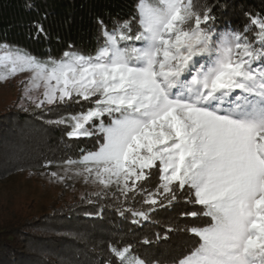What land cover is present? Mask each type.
Returning a JSON list of instances; mask_svg holds the SVG:
<instances>
[{
	"label": "snow or ice",
	"instance_id": "6c2138e0",
	"mask_svg": "<svg viewBox=\"0 0 264 264\" xmlns=\"http://www.w3.org/2000/svg\"><path fill=\"white\" fill-rule=\"evenodd\" d=\"M219 7L137 0L128 19L94 18L92 51L68 45L59 59L0 43V81L29 72L21 101L49 112L80 106L44 123L70 140H95L51 178L71 179V166L81 165L75 175L103 186L97 198L113 187L124 204L141 197L144 207L117 209L133 224L181 196L191 205L185 218H207L184 230L196 241L177 256L142 257L113 237L101 264H264V11H244V25L220 29ZM46 18L31 23L33 38H47Z\"/></svg>",
	"mask_w": 264,
	"mask_h": 264
},
{
	"label": "trees",
	"instance_id": "16d2710c",
	"mask_svg": "<svg viewBox=\"0 0 264 264\" xmlns=\"http://www.w3.org/2000/svg\"><path fill=\"white\" fill-rule=\"evenodd\" d=\"M28 3L33 7H27ZM136 3L137 0H0V43L17 46L41 58L59 59L63 51L69 50L68 45L87 53L95 46L94 18L101 15L111 26L109 14L128 19L135 13ZM193 3L201 10L206 5H221L214 13L220 29L226 23L240 28L247 22L244 11H264V0H193ZM225 5L227 11L223 10ZM45 14L47 38L43 35L33 38L35 29L31 23ZM49 107L31 110L15 104L0 113V182L16 173L50 175L64 166V160L78 159L81 148L94 150V139L70 140L64 135L65 129L44 123L58 115L79 111L80 106L53 108L51 112L47 110ZM47 160L53 163L45 168L42 165ZM115 190L109 189L107 198L94 195L104 189L88 190L70 202L58 198L36 210L29 205L30 209L6 219L0 224V264H101L108 256L104 242L113 237L132 243L142 257L166 259L191 247L196 238L184 230L207 219L185 218L183 213L191 205L181 196L172 204L165 202L147 222L133 224L128 213L122 217L117 209L144 207L140 203L142 198L138 196L135 202L130 199L124 204L123 197L112 198ZM88 199L93 203H87ZM96 213H100L98 218ZM165 228L173 231L165 233ZM157 234L169 238L161 241ZM144 239L151 240V246L139 243Z\"/></svg>",
	"mask_w": 264,
	"mask_h": 264
},
{
	"label": "rangeland",
	"instance_id": "374dc122",
	"mask_svg": "<svg viewBox=\"0 0 264 264\" xmlns=\"http://www.w3.org/2000/svg\"><path fill=\"white\" fill-rule=\"evenodd\" d=\"M28 77H30L29 72H19L6 81H0V113L15 104L18 107L22 104L24 108L31 110L40 109L27 99L21 101L24 87L21 81H26ZM42 91L41 88L34 91L32 95L39 96ZM81 167V165L71 166V171L67 174L71 176V179H65L63 182L51 178L50 175L41 177L31 173H16L2 180L0 182V224L19 212H25L26 209H30V206L32 210H36L51 204L58 198L61 201L70 202L81 197L85 191L102 190V185L93 183L92 180L85 183L82 176L75 175L76 169ZM64 168L65 165L55 171L64 174ZM61 193H63L62 198Z\"/></svg>",
	"mask_w": 264,
	"mask_h": 264
}]
</instances>
